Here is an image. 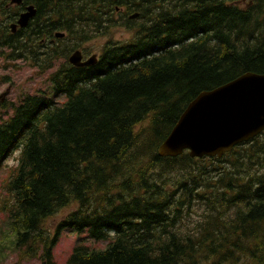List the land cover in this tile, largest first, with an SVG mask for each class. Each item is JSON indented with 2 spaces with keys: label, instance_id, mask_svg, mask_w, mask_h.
Instances as JSON below:
<instances>
[{
  "label": "trees",
  "instance_id": "1",
  "mask_svg": "<svg viewBox=\"0 0 264 264\" xmlns=\"http://www.w3.org/2000/svg\"><path fill=\"white\" fill-rule=\"evenodd\" d=\"M29 3L37 18L13 33ZM118 28L131 38L108 41L97 65L68 62ZM0 50L49 83L0 116V211L22 258L56 264L75 230L108 245L79 238L67 264H264V133L222 159L158 154L201 93L264 75V0H0Z\"/></svg>",
  "mask_w": 264,
  "mask_h": 264
},
{
  "label": "water",
  "instance_id": "2",
  "mask_svg": "<svg viewBox=\"0 0 264 264\" xmlns=\"http://www.w3.org/2000/svg\"><path fill=\"white\" fill-rule=\"evenodd\" d=\"M20 5L22 0H11ZM27 8L13 32L26 28L36 15ZM138 14L133 17H137ZM58 38L65 34L58 33ZM80 51L70 57L76 67L94 65L97 57L82 62ZM7 93L1 98L5 97ZM264 132V75L246 73L213 91L201 93L185 110L168 139L158 149L160 157H178L188 152L191 158H223L235 147Z\"/></svg>",
  "mask_w": 264,
  "mask_h": 264
},
{
  "label": "rangeland",
  "instance_id": "3",
  "mask_svg": "<svg viewBox=\"0 0 264 264\" xmlns=\"http://www.w3.org/2000/svg\"><path fill=\"white\" fill-rule=\"evenodd\" d=\"M131 38V34L123 29L114 30L111 35L95 36L88 41L80 44L79 49L84 53L91 55H99L105 44L110 41H124ZM8 50H0V96L7 92V96L3 102L6 106L17 102L19 97L25 94H35L39 90L48 91L49 83L47 76H39L38 69L35 68L29 60H14ZM56 70V68H54ZM65 96L56 97L55 102H63ZM11 110L0 106V116L7 117L11 115ZM18 154L10 158L7 165L14 166L15 158ZM8 169H4L0 174V209L7 195V176ZM67 211H62L57 217L49 221L48 229H52L60 222L61 218ZM12 231L9 230L6 217L0 211V264H41L36 258H22V254L12 249L11 241L14 240ZM87 236V232L79 233L75 230H67L61 234L60 240L54 249V258L56 264H67L68 258L71 256L79 238ZM85 244L95 249H104L108 245V241L95 242L87 239Z\"/></svg>",
  "mask_w": 264,
  "mask_h": 264
},
{
  "label": "flooded vegetation",
  "instance_id": "4",
  "mask_svg": "<svg viewBox=\"0 0 264 264\" xmlns=\"http://www.w3.org/2000/svg\"><path fill=\"white\" fill-rule=\"evenodd\" d=\"M23 3H24V1H23ZM35 6V8L37 9V12H38V6L37 5H35V4H32V3H29L28 5H25V7H27V6ZM26 9L27 8H25V10H24V12H26ZM36 18H37V16H36ZM38 19H40V17L38 18ZM18 22V21H17ZM16 22V23H17ZM30 25V24H29ZM28 25V26H29ZM28 28V27H27ZM20 28L18 27L17 29H16V31H18ZM58 46V42H57V38H55V39H49V40H42L41 41V43H40V47L42 48V51H41V53H43V50H48L49 48H54V47H57ZM82 52V55H83V62H85V61H87L88 60V58L90 57L89 55H88V53L86 52V53H84L83 52V50L81 51ZM100 55V54H99ZM98 55V56H99Z\"/></svg>",
  "mask_w": 264,
  "mask_h": 264
},
{
  "label": "bare ground",
  "instance_id": "5",
  "mask_svg": "<svg viewBox=\"0 0 264 264\" xmlns=\"http://www.w3.org/2000/svg\"><path fill=\"white\" fill-rule=\"evenodd\" d=\"M134 20V19H133ZM170 158V157H169ZM172 158V157H171Z\"/></svg>",
  "mask_w": 264,
  "mask_h": 264
}]
</instances>
